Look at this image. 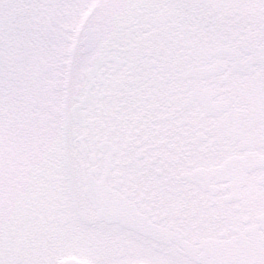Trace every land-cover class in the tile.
I'll return each instance as SVG.
<instances>
[{"label":"snow or ice","instance_id":"obj_1","mask_svg":"<svg viewBox=\"0 0 264 264\" xmlns=\"http://www.w3.org/2000/svg\"><path fill=\"white\" fill-rule=\"evenodd\" d=\"M0 264H264V0H0Z\"/></svg>","mask_w":264,"mask_h":264}]
</instances>
